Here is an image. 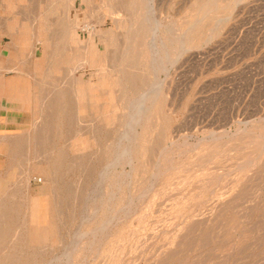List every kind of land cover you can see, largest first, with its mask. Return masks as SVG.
<instances>
[{
  "label": "rangeland",
  "instance_id": "374dc122",
  "mask_svg": "<svg viewBox=\"0 0 264 264\" xmlns=\"http://www.w3.org/2000/svg\"><path fill=\"white\" fill-rule=\"evenodd\" d=\"M211 1L152 0L154 17L175 27L200 3L198 43L154 73L137 47L141 72L109 99L93 63L45 67L33 32L47 0H0V57L44 80L17 108L32 120L0 130V264H264V0ZM76 3L82 42L102 48L112 32L120 54L113 16L125 2ZM110 3L121 11L109 14ZM78 78L94 84L81 106ZM156 88L147 126L132 123Z\"/></svg>",
  "mask_w": 264,
  "mask_h": 264
},
{
  "label": "bare ground",
  "instance_id": "6f19581e",
  "mask_svg": "<svg viewBox=\"0 0 264 264\" xmlns=\"http://www.w3.org/2000/svg\"><path fill=\"white\" fill-rule=\"evenodd\" d=\"M81 1L84 3H87V4H89V2H90V0H81ZM212 1H214V0H212ZM212 1H211V3H212ZM227 1H229V0H227ZM76 2H77V0H47V3L44 6L40 7L39 12H38L37 16L35 17V19L37 20V25H36V29L33 32V35H34V37L37 36V40L40 42H43L44 46L46 48H48V56H47V53L45 55V57L47 56L48 62L46 63L45 67L52 68V73H54L55 70L58 69V67L60 65H62V63H68L72 66H75V65H77V64H79L85 60L86 62L88 61V62L96 65L98 80H97V83H95V85L99 89L100 84H102V83L107 84L109 99H111L113 97V92L115 91V88H117L119 86L122 87V84L124 87H127L126 83H129L132 81V78H130L127 75L135 74L136 72H138V73L141 72L138 70L139 63L135 60V58L133 60H131V56L134 53V51H136L137 47L139 48V52L142 53L141 55H143L142 59L143 58L148 59V61H147L148 63L146 65V67L148 68V72L154 73V71H156L157 68L161 69L163 64L167 63V62H165L166 60L164 61V59L168 58L166 56L169 55V52H171L170 53V55H171L172 51H175V49H177V48H179V50L180 49L184 50L186 48H191L196 43H198L197 37H198L200 31L202 30V27H201L202 25L200 24L198 19H202L200 17H202L203 14L199 18L195 19V14L197 13L196 10L200 6V3H199V5L195 4V7H194L195 11L194 12H191V13L189 12L190 15L187 18V20L184 21L182 27H175L176 25L174 26V23H164V22H162V21H160L154 17L155 16V14L153 13L154 7L152 6V3H154V2H152V0H125V1L122 0V2H125L124 6L128 8L127 11H125V15L118 16V17L113 16V18L115 19V22H118L120 24L121 35H122V39H121L122 51L120 54L119 53L116 54V56H117V58H116L115 49L118 46V43L120 45V41H118L117 37L115 36V33L114 34L112 32L107 33L108 35L101 40L102 44H103L102 48H100L99 45L96 44L90 38H89V40H87V42H85V43L82 42L80 36L78 35V33L76 31V26H77L79 20H81L82 17L84 16V12H82L79 8H77ZM232 2H233V0H232ZM235 2H237V0H235ZM218 5L220 6V3ZM217 6L215 5V7H217ZM222 6H224L223 3H222ZM225 6H224V8H225ZM208 8H209V6L207 5V7L205 9V11H207L206 14H208ZM121 9L122 8L118 4L114 5V4L110 3V5L108 6V10L110 12L109 14H111V15H114V13L121 11ZM210 9H212V8H210ZM220 9H221V7H220ZM209 11H211V10H209ZM214 14H215V12H214ZM215 15H217V14H215ZM215 15H213V17ZM219 16H218V20H220ZM225 16L226 15H224L223 17L225 18ZM227 16H229V15H227ZM213 17H210V18H213ZM203 18H204V16H203ZM210 18L208 17V19H210ZM206 20H207V18H206ZM214 20L217 21V16H216V19L214 17ZM216 21H215V23H216ZM220 21H222V20H220ZM213 23H214V21H213ZM215 23L213 26L214 29H216V28H218V26H220V24L219 25L216 24L217 27L215 28ZM217 23H218V21H217ZM209 29H211V28L209 27ZM214 29L212 28L211 31ZM82 30H84L83 27H82ZM208 32L210 33V30ZM213 32H212V35H213ZM206 33H207V31H206ZM28 36L29 35H27V37ZM205 37H207V34H205ZM211 37L212 36H210V38ZM210 38H208V39H210ZM183 50L182 51L177 50V51H178V53H181V52H183ZM178 53L176 52L175 56H177ZM108 54L112 55L113 58L115 56L116 59L114 61L112 60L113 63L110 62L108 64V60L106 58L107 56H109ZM170 55H169V57H170ZM172 58L173 57L171 56L170 57L171 61H172ZM173 59H175V57ZM168 61H169V59H168ZM6 62L8 63V68H14L15 67V64L13 63L14 57L7 59ZM24 62H25V60H24ZM0 66H2V59H0ZM118 73H120V74H118ZM36 76H38V75H36ZM38 80H39V81H37L38 84L41 81H44L43 79H41V77H39ZM77 81H78V83H80L79 84L80 88L78 86V89H77L75 96L77 98L78 106H81L80 105L81 102L83 103L84 100L91 97L92 94L90 93L91 92L90 90L94 84H92L90 81L83 82V81H81L80 78H78ZM40 85H41V83L38 86L39 88H41ZM149 89H150V87H149ZM157 89L158 88H156V90L154 89L155 93L154 92L152 93V91H151V93L148 95L147 98L149 99L148 101H150L148 106H143L140 103L141 104L140 108H139V106L134 107V109L139 108V110L135 111L136 112L135 114H133L134 112L132 113L134 115V117L129 116L131 119L134 118L132 120V123H133V121H134V123H137L139 121H143V123H144L143 128H145L147 126V122L150 120V118L152 117L153 112H154V106H155L154 98L157 96L158 91H159V89L158 90ZM151 90H152V88H151ZM57 91L59 92L60 95L63 93L62 88L57 89ZM57 91H56V93H57ZM146 92L147 91H145V93ZM97 98H98V96H97ZM91 99H93V98H91ZM132 99H133V97H132ZM132 99H130V100H132ZM138 100H140V99H138ZM132 102H133V100H132ZM137 103H139V102L134 101V105H136ZM137 109H135V110H137ZM133 126H134V124H133ZM128 130H129V128H128ZM132 130L130 131V133H132ZM243 130H246V128L245 129L243 128ZM246 131H247V133L250 132L248 130H246ZM127 132H129V131H127ZM236 133H238V132L236 131ZM242 133H244V131ZM251 134L254 135L253 133H251ZM123 135H122V137L125 138V136H123ZM128 135H129V133H128ZM133 135H134V132H133ZM126 137H127V135H126ZM258 137H259V135H258ZM119 138H121V137H119ZM129 138H130V136L128 137V139H126V138L125 139L129 140ZM125 144H127V143H125ZM125 144H124V146H125ZM133 146H134V144H133ZM133 146H132V143H129V144H127V147H122L123 149L126 148V153H127V155L129 154L128 157H130ZM119 152H118V155L121 153V152L120 153ZM122 152H123V150H122ZM123 155H125V154H123ZM121 157H122V155H121ZM158 157L159 156H157V160L159 159ZM128 159H130V158H128ZM126 162H128V160H126ZM129 164H130V162H129ZM104 167H105V165H104ZM42 174H43V170H42ZM157 174H158V171H157ZM99 176H102V175H99ZM152 176L154 177V175H152ZM155 177H156V175H155ZM152 181H153V179H152ZM99 192H100V190H99ZM111 193H113V192H111ZM96 194H98V193H96ZM101 197H102V195H101ZM93 214H94V211H93ZM104 226H105V224H104ZM80 233H81V231H80Z\"/></svg>",
  "mask_w": 264,
  "mask_h": 264
},
{
  "label": "crops",
  "instance_id": "0c3cea01",
  "mask_svg": "<svg viewBox=\"0 0 264 264\" xmlns=\"http://www.w3.org/2000/svg\"><path fill=\"white\" fill-rule=\"evenodd\" d=\"M2 39H0V56L3 55ZM14 50L9 49V56H14ZM0 66V130L12 131L22 126L25 121L32 120L31 115L17 113L19 106L24 105L21 101L26 96L24 90L29 83L39 81V71L28 70L22 66L8 68L7 60L2 57ZM15 63V59L14 62ZM36 74V75H34ZM34 75V76H32Z\"/></svg>",
  "mask_w": 264,
  "mask_h": 264
}]
</instances>
